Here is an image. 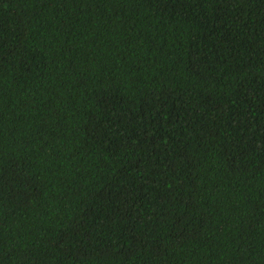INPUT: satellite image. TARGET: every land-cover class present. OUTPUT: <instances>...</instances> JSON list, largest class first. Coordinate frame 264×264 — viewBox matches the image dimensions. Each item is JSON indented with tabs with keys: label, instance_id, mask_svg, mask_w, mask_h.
<instances>
[{
	"label": "trees",
	"instance_id": "obj_1",
	"mask_svg": "<svg viewBox=\"0 0 264 264\" xmlns=\"http://www.w3.org/2000/svg\"><path fill=\"white\" fill-rule=\"evenodd\" d=\"M0 264H264V0H0Z\"/></svg>",
	"mask_w": 264,
	"mask_h": 264
}]
</instances>
